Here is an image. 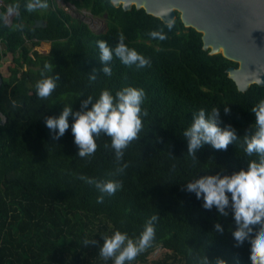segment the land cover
Listing matches in <instances>:
<instances>
[{"label": "trees", "instance_id": "1", "mask_svg": "<svg viewBox=\"0 0 264 264\" xmlns=\"http://www.w3.org/2000/svg\"><path fill=\"white\" fill-rule=\"evenodd\" d=\"M2 1L0 48L10 61L0 86V111L6 116L0 124V264H113L99 254L103 236L117 229L136 236L153 214L152 244L165 252L152 264H199L204 255L212 261L222 257L228 264H249L247 246L234 250L231 217L219 215L215 207L204 209L185 185L206 171L248 168L252 161L244 152L243 135L255 121L251 109L264 99V86L252 83L245 91L237 89L226 71L237 63L203 49L201 33L184 26L178 13L169 29L134 5L124 10L110 0H66L76 9L104 16L106 28L95 32L54 0H32L37 4L33 10L25 7L27 0ZM8 8L15 11L11 24L3 20ZM39 18L45 26H34ZM151 30L163 31L167 38L154 39L148 35ZM120 34L150 58V66H127L113 56L112 74L101 71L96 42L114 45ZM41 41L50 43L47 52L35 49ZM45 62L52 65L47 74L58 73L60 80L51 96L40 98L35 82ZM93 72L96 79L90 80ZM126 85L144 88L147 116L139 138L120 161L127 168L112 177L117 161L110 137L101 134L95 153L81 158L71 127L54 140L44 117L58 115L67 103L79 109L86 95L96 97L102 89L115 93ZM226 104L231 108L227 115ZM213 106L221 110V124L234 126L239 137L225 150L205 144L197 149V158L189 156L183 131L194 111ZM81 174L119 179L122 187L97 202L99 191L79 179ZM217 221L223 234L214 231ZM85 239L96 243L86 246ZM149 250L131 264L143 261Z\"/></svg>", "mask_w": 264, "mask_h": 264}, {"label": "clouds", "instance_id": "2", "mask_svg": "<svg viewBox=\"0 0 264 264\" xmlns=\"http://www.w3.org/2000/svg\"><path fill=\"white\" fill-rule=\"evenodd\" d=\"M40 6H44L40 4ZM25 7L33 10L37 7L32 0H27ZM172 28V24H168ZM148 35L154 39L164 40L167 34L160 30H151ZM99 51L98 60L102 63L101 71L112 74L110 61L113 56L127 66L143 68L150 66V58L136 48L125 43V37L120 34L114 45L106 40L96 42ZM52 65L45 62L41 69V78L35 82L36 95L47 98L52 95L60 80L59 74L48 75ZM90 80H95V72L90 74ZM142 87L126 85L113 93L102 89L98 96L86 95L80 101V108L73 109L70 103L64 104L58 115L44 117L45 126L54 134L57 140L71 127L77 155L81 158L91 157L98 145L97 139L104 134L110 137V147L114 151L117 167L110 176L115 177L127 168L123 164L125 149L139 138L143 128V117L147 111L142 109L145 99ZM80 96H83L81 94ZM91 105V106H89ZM225 115L231 112L228 104L224 105ZM255 121L243 137L244 152L251 160L248 168L231 173L206 171L187 180L185 190L195 194L202 201L204 209L216 208L219 215L231 217L234 228L230 229L234 250L249 248V264H264V99L252 107ZM71 118V125H70ZM221 110L213 106L210 110L201 107L192 113L191 123L183 131L187 139V153L196 157L197 149L205 144L217 150L227 149L230 143L237 141L236 129L231 124H221ZM108 147V145H105ZM79 179L94 184L100 195L97 202H103L104 195H113L122 187L119 179H94L81 174ZM157 216L153 214L143 225L136 236H130L119 229L110 235L103 236L99 246V254L105 260L111 259L113 264H131L136 257L151 246L155 238ZM214 231L223 234L224 228L219 221L214 223ZM96 243L93 239H85L84 244ZM199 264H228L222 257L214 261L204 255Z\"/></svg>", "mask_w": 264, "mask_h": 264}, {"label": "water", "instance_id": "3", "mask_svg": "<svg viewBox=\"0 0 264 264\" xmlns=\"http://www.w3.org/2000/svg\"><path fill=\"white\" fill-rule=\"evenodd\" d=\"M124 10L143 8L166 24L177 13L186 27L201 33L202 48L236 62L226 68L237 89L264 86V0H110ZM1 12V7H0ZM42 18L35 27L45 26ZM2 75L0 72V86ZM6 116L0 111V124Z\"/></svg>", "mask_w": 264, "mask_h": 264}, {"label": "rangeland", "instance_id": "4", "mask_svg": "<svg viewBox=\"0 0 264 264\" xmlns=\"http://www.w3.org/2000/svg\"><path fill=\"white\" fill-rule=\"evenodd\" d=\"M57 5L62 7L64 10H66L72 17L75 19L85 22L88 27L95 31L100 32L103 31L106 28V20L104 16H97L92 14L88 9L86 8H80L76 9L74 4L70 1L66 0H54ZM15 11L13 9H8L3 15L5 16L4 21L7 24H11L12 18L14 16ZM50 47V43H47V47H38L39 51H46ZM165 252L164 248H162L160 245L152 244L150 246V250L148 253H146L143 257L145 258L143 261L139 262L138 264H152V262L158 258L161 257Z\"/></svg>", "mask_w": 264, "mask_h": 264}, {"label": "crops", "instance_id": "5", "mask_svg": "<svg viewBox=\"0 0 264 264\" xmlns=\"http://www.w3.org/2000/svg\"><path fill=\"white\" fill-rule=\"evenodd\" d=\"M8 9H10V8H8ZM7 9V10H8ZM6 10V11H7ZM5 11V12H6ZM4 12V13H5ZM5 19V16L3 15V20ZM5 22V21H4ZM6 23V22H5ZM7 24V23H6ZM47 43H49L48 41H41L40 43H39V45L38 46H36L35 47V49H37V50H39L38 49V47H44V48H46L47 47ZM49 50V49H48ZM48 50H46V51H40V52H47ZM10 61V56L9 55H3L2 53H1V48H0V72H1V75H2V77L4 76H7L8 75V70H7V68H6V65L8 64V62ZM24 68H25V66H24Z\"/></svg>", "mask_w": 264, "mask_h": 264}, {"label": "built area", "instance_id": "6", "mask_svg": "<svg viewBox=\"0 0 264 264\" xmlns=\"http://www.w3.org/2000/svg\"><path fill=\"white\" fill-rule=\"evenodd\" d=\"M3 4V1L2 0H0V6Z\"/></svg>", "mask_w": 264, "mask_h": 264}]
</instances>
